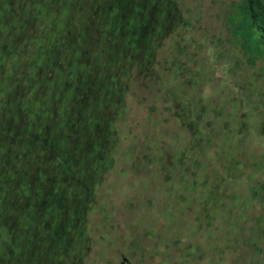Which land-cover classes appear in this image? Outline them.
<instances>
[{
  "label": "trees",
  "instance_id": "16d2710c",
  "mask_svg": "<svg viewBox=\"0 0 264 264\" xmlns=\"http://www.w3.org/2000/svg\"><path fill=\"white\" fill-rule=\"evenodd\" d=\"M149 5L150 0H0L4 25L11 26L2 33L0 48V170L4 182L12 183L9 192L16 188L23 221L31 213L42 219L49 212L69 216L51 218L55 231L50 233L49 218L47 227L41 223L37 229L32 227V233L50 239L55 246L66 237L60 233L65 225L74 224V230L83 222L80 213L70 217L69 202L80 196L88 200L78 189L95 186L97 174L93 175L107 160L111 164L113 160L121 165L119 178L128 185L131 181L153 185L150 195L142 197L143 205L138 203L139 194L130 200L127 215L153 213L169 195L166 222L171 232L165 240L161 236L157 240V246L164 249L160 264H175L178 259L184 264L182 251L176 255L167 250L169 245L179 246L178 238L192 241L186 246L191 252L225 247L224 257L245 245L256 247L258 240H247L246 235L258 228L264 189L239 181L243 176L239 168L230 171L218 187L215 183L209 186L200 160L215 152L216 132L224 131L226 137L232 130L235 122L220 118L225 107L238 118L242 111L239 104L214 106L210 94L194 96V87L199 84L196 77L189 71L178 72L174 64L170 68L182 81L171 85L166 95L158 90L151 96L153 105L147 103L146 108H152L141 119L132 117L124 104L127 75L134 69L149 71L144 80L152 75L153 64L148 58L126 65L131 61L129 34L159 35L147 24ZM160 65L165 67L163 62ZM107 67L112 68L113 77L106 74L100 80V72H106ZM127 118L130 121L123 125ZM116 155L120 160H115ZM85 164H91V172ZM71 183L79 187L68 197ZM6 208L4 204L3 211ZM233 221L237 232H232ZM11 242L15 246L21 243L14 238ZM28 243L29 239L24 240L20 248L27 251ZM4 245L7 251L14 248L6 241ZM191 252L186 251L188 255ZM197 257L201 264L204 259ZM126 262L129 258L122 264ZM6 263L11 264L9 260Z\"/></svg>",
  "mask_w": 264,
  "mask_h": 264
},
{
  "label": "rangeland",
  "instance_id": "374dc122",
  "mask_svg": "<svg viewBox=\"0 0 264 264\" xmlns=\"http://www.w3.org/2000/svg\"><path fill=\"white\" fill-rule=\"evenodd\" d=\"M257 4L259 12L261 9L264 10V0H258ZM149 6L147 24L159 35L154 37L136 33L134 37L133 34H129L127 40L130 45V50L127 52L131 53L129 57L131 61L126 65L138 64L146 61L147 58L153 64L151 67L153 69L150 71L152 75L145 80L144 77L149 71L145 73L134 69L132 75H127L126 91L123 96L124 104L132 111L131 116L141 119L142 114L152 108L151 96L158 90L166 95L171 85L175 83L178 85L182 81V78L177 80V75H174L170 66L176 65L177 71L181 70V73L191 72L199 82L194 87V96L199 98L210 94L212 98L210 104L220 107L239 104L238 107L242 110L237 113L238 118L233 114L230 115L227 107L221 113L222 121L229 117L235 123L233 122L234 127L232 126V130L226 133V137L223 136L224 131L221 133L215 130L213 133L216 132V135L213 137L218 140L215 141V152L213 155L205 154L200 157L205 165L202 173L206 171L204 174L206 182L209 186L215 183V187H218L223 178L231 174L230 171H239V168L243 175L241 177L239 175V181L255 184L258 188L264 189V51L263 41H259L253 32L247 0H150ZM262 10L258 12L260 21L264 14ZM7 28L0 15V48L3 46L2 33H5ZM119 33L123 35V32ZM98 57L101 61L104 57L100 46ZM162 62L165 64L163 68L160 65ZM104 70L106 72L101 71L99 74L100 80L106 74L113 77L112 68L107 67ZM77 81L80 84L82 78ZM186 85L185 87L188 86ZM210 86L214 87L212 88L215 91L214 97L211 95ZM79 89L81 94V88ZM108 90L107 94L111 95L109 88ZM71 96H74L73 93ZM164 101H167V98H164ZM1 102L0 98V107ZM81 103L76 102V104ZM83 103L86 104L85 101ZM147 103L152 105L146 108ZM247 104H250L252 110ZM39 106L40 104L36 108ZM129 121L130 118H127L123 125ZM125 129L126 127L123 128ZM116 159L120 160L117 155ZM106 163L104 168H98V172L93 175L97 174L95 186L92 185L86 190L83 187L78 189V194H84L88 200L80 196L69 202L70 217L76 214L78 216L80 213L83 222L77 224L74 230H71L74 224L65 225L60 233H64L66 237L57 246L52 245L50 239L40 238L37 233H32V227L37 229L41 223L45 227L48 226L47 233H50L55 231L51 218L69 216L49 212L50 214L42 219L37 213H31L26 216L27 220L23 221V216L19 213L21 199L17 198L16 188L9 192L8 188L12 183L4 182V175L0 170V202H2L0 264H7V260L11 264H29V261L30 264H122L124 258H129L126 264H160L164 249L157 246L159 243L157 240H160V236L165 240L171 232L166 222L171 206L169 195L163 197L166 200L164 203L156 205V209L153 208V213L150 211L145 215L141 213L127 215L130 200L139 194L138 203L143 205L142 197L150 195L153 185L138 181H131L128 185L122 177L119 178L121 165H116L113 160L112 164L109 160ZM85 165L88 173L91 172V164ZM253 176L256 178L254 179ZM77 187L79 185L75 183L68 186V197L75 193ZM142 190L144 195L140 192ZM167 192L173 193L171 190ZM190 202L189 199L187 203ZM4 204L8 208L6 212L3 211ZM258 213V228L246 235L247 240L248 238L258 240L256 247L245 245L237 248L232 255L226 254L224 257L225 247L216 250L207 247L191 252V248L186 246L192 241L178 238L179 246L169 245L167 250L174 251L176 255L182 251L184 264H199L197 261L199 255L204 259L201 264H264L263 207L258 209ZM128 216H130L129 221H127ZM48 218L50 224L47 223L46 226ZM119 226L121 229L118 228ZM233 226L232 232H237L238 227L234 221ZM156 229L158 234L155 233ZM11 238L21 243L15 246ZM28 239L29 247L24 251L20 247L24 240ZM5 241L14 248L7 251L4 247ZM2 248L4 252H1ZM187 249L191 252L189 255L186 253ZM178 260L179 263L175 264L181 263V260ZM163 264H167V261Z\"/></svg>",
  "mask_w": 264,
  "mask_h": 264
},
{
  "label": "flooded vegetation",
  "instance_id": "af4514ba",
  "mask_svg": "<svg viewBox=\"0 0 264 264\" xmlns=\"http://www.w3.org/2000/svg\"><path fill=\"white\" fill-rule=\"evenodd\" d=\"M257 1L258 0H247V3L250 9V16H251L250 20H251L253 32L259 41H263L262 50L264 51V14H263V19L260 21L258 19L259 5L257 4Z\"/></svg>",
  "mask_w": 264,
  "mask_h": 264
}]
</instances>
